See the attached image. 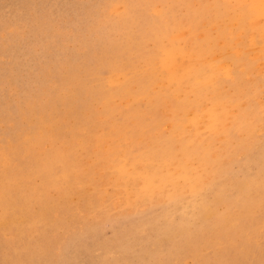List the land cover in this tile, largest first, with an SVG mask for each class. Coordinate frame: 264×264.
Returning a JSON list of instances; mask_svg holds the SVG:
<instances>
[{"label": "rangeland", "instance_id": "1", "mask_svg": "<svg viewBox=\"0 0 264 264\" xmlns=\"http://www.w3.org/2000/svg\"><path fill=\"white\" fill-rule=\"evenodd\" d=\"M207 263L264 264V0H0V264Z\"/></svg>", "mask_w": 264, "mask_h": 264}, {"label": "bare ground", "instance_id": "2", "mask_svg": "<svg viewBox=\"0 0 264 264\" xmlns=\"http://www.w3.org/2000/svg\"><path fill=\"white\" fill-rule=\"evenodd\" d=\"M152 36H153V35H152ZM143 38H145V37H143ZM147 40H148V39H147ZM102 42H103V41H102ZM82 46H83V45H82ZM86 46H87V45H86ZM97 47H98V46H97ZM133 48H134V47H133ZM167 49H168V48H167ZM169 49H170V48H169ZM83 51H84V50H83ZM172 52H173V51H172ZM164 53H165V52H164ZM99 54H100V53H99ZM82 55H83V54H82ZM140 55H141V54H140ZM141 56H142V55H141ZM166 56H167V55H166ZM158 57H159V56H158ZM164 57H165V54H164ZM164 57H163V58H164ZM149 59H150V58H149ZM151 59H152V58H151ZM164 59H165V58H164ZM173 59H174V58H172V60H173ZM102 60H103V59H102ZM88 61H89V60H88ZM165 61H166V60H165ZM89 62H90V61H89ZM171 62H172V61H171ZM176 62H177V61H176ZM176 62H175V63H176ZM105 63H106V61H105ZM92 64H93V63H92ZM150 64H152V63H150ZM167 64H168V63H167ZM172 64H173V63H170V65H172ZM89 65H90V63H89ZM97 65H98V64H97ZM152 65H153V64H152ZM163 65H164V64H163ZM75 66H76V65H75ZM107 66H108V64H107ZM124 66H125V65H124ZM157 66H158V65H157ZM57 67H58V65H57ZM96 67H97V66H96ZM126 68H127V67H126ZM94 69H95V68H94ZM149 69H150V68H149ZM56 70H57V69H56ZM59 70H60V69H59ZM65 70H67V69H65ZM95 70H96V69H95ZM99 70H100V69H99ZM121 70H122V69H121ZM153 70H154V69H153ZM76 71H77V70H76ZM92 71H93V70H92ZM106 71H107V70H106ZM122 71H123V70H122ZM150 71H151V70H150ZM158 71H159V69H158ZM67 72H68V71H67ZM89 72H90V71H89ZM93 72H95V71H93ZM100 72H101V71H100ZM160 72H161V71H160ZM68 73H69V72H68ZM90 73H91V72H90ZM96 73H97V72H96ZM120 73H121V72H120ZM63 74H64V73H63ZM71 75H72V74H71ZM89 75H90V74H89ZM126 75H127V74H126ZM151 75H152V74H151ZM73 76H74V75H73ZM96 76H97V75H96ZM113 76H114V75H113ZM124 76H125V75H124ZM129 76H130V75H129ZM154 76H155V74H154ZM158 76H159V75H158ZM114 77H115V76H114ZM114 77H113V78H114ZM151 77H152V76H151ZM68 78H69V77H68ZM73 78H74V77H73ZM73 78H72V79H73ZM111 78H112V77H111ZM120 78H121V77H120ZM60 79H62V78H60ZM60 79H59V80H60ZM84 79H85V78H84ZM84 79H83V80H84ZM88 79H89V78H88ZM91 79H92V78H91ZM149 79H150V78H149ZM152 79H153V78H152ZM62 80H63V79H62ZM68 80H69V79H68ZM89 80H90V79H89ZM107 80H108V79H107ZM115 80H116V79H115ZM129 80H130V79H129ZM133 80H135V79H133ZM42 81H43V80H42ZM60 81H61V80H60ZM63 81H64V80H63ZM150 81H151V80H150ZM65 82H66V80H65ZM70 82H71V81H70ZM83 82H84V81H83ZM99 82H100V80H99ZM121 82H122V80H121ZM129 82H130V81H129ZM129 82H128V83H129ZM81 83H82V82H81ZM84 83H85V82H84ZM91 83H92V82H91ZM97 83H98V82H97ZM100 83H101V82H100ZM108 83H109V82H108ZM44 84H45V83H44ZM75 84H77V83H75ZM93 84H94V83H93ZM93 84H92V85H93ZM109 84H110V83H109ZM121 84H122V83H121ZM130 84H131V83H130ZM60 85H61V84H60ZM63 85H64V84H63ZM65 85H66V84H65ZM65 85H64V86H65ZM68 85H69V84H68ZM73 85H74V84H73ZM79 85H80V82H79ZM86 85H87V84H86ZM86 85H85V86H86ZM92 85H90V86H92ZM42 86H43V85H42ZM85 86H83V87H85ZM96 86H97V85H96ZM108 86H109V85H108ZM123 86H124V85H123ZM80 87H81V86H80ZM103 87H104V85H103ZM109 87H110V86H109ZM115 87H116V86H115ZM117 87H118V86H117ZM145 87H146V86H145ZM145 87H142V88L140 89V91H138V92H140V93H137L138 95L136 94V97H137V96H142V95H143L144 90H146ZM57 88H59V87H57ZM73 88H74V87H73ZM77 88H78V87H77ZM95 88H96V87H95ZM95 88H94V89H95ZM99 88H100V87H99ZM123 88H124V87H123ZM75 89H76V88H75ZM79 89H80V88H79ZM83 89H84V88H83ZM85 89H86V88H85ZM85 89H84V90H85ZM89 89H90V88H89ZM97 89H98V88H97ZM108 89H109V88H108ZM138 89H139V88H138ZM72 90H73V89H72ZM92 90H93V88H92ZM99 90H100V89H99ZM99 90H98V91H99ZM106 90H107V89H106ZM39 91H40V90H39ZM67 91H68V90H67ZM87 91H88V90H87ZM95 91H96V89H95ZM123 91L125 92V89H124ZM130 91H131V90H130ZM132 91H133V90H132ZM78 92H79V91H78ZM83 92H84V91H83ZM89 92H90V91H89ZM96 92H97V91H96ZM102 92H103V91H102ZM168 92H169V91H168ZM98 93H99V92H98ZM104 93H105V92H104ZM122 93H123V92H122ZM128 93H130V92H128ZM148 93H149V92H148ZM163 93H164V92H163ZM169 93H170V92H169ZM88 94H89V93H88ZM90 94H91V93H90ZM123 94H124V93H123ZM156 94H157V93H156ZM164 94H165V93H164ZM164 94H163V95H164ZM171 94H172V93H171ZM35 95H36V94H35ZM104 95H105V94H104ZM157 95H158V94H157ZM157 95H156V98L158 97ZM165 95H166V94H165ZM69 96H70V93H69ZM71 96H72V95H71ZM71 96H70V97H71ZM79 96H80V95H79ZM86 96H87V95H86ZM93 96H95V95H93ZM99 96H100V95H99ZM105 96H106V95H105ZM122 96H123V95H122ZM125 96H127V95H125ZM160 96H161V95H160ZM170 96H171V95H170ZM77 97H78V95H77ZM77 97H76V98H77ZM127 97H129V96H127ZM51 98H52V97H51ZM98 98H99V97H98ZM164 98H165V97H164ZM78 99H79V98H78ZM78 99H77V100H78ZM144 99H145V98H144ZM160 99H161V98H160ZM160 99H159V100H160ZM166 99H167V98H166ZM168 99H169V100H172V99H170V98H168ZM173 99H175V98H173ZM48 100H49V99H48ZM73 100H74V98H73ZM88 100H89V99H88ZM106 100H107V98H106ZM106 100H105V101H106ZM133 101H134V102L137 101L135 97H133ZM156 101H157V100H156ZM172 101H173V100H172ZM75 102H76V101H75ZM80 102H81V100H80ZM80 102H79V103H80ZM95 102H96V101H95ZM158 102H159V101H158ZM176 102H178V101H176ZM63 103H64V102H63ZM81 103H82V102H81ZM83 103H85L84 100H83ZM110 103H111V102H110ZM132 103H133V102H132ZM132 103H131V104H132ZM144 103H145V102H144ZM146 103H148V102H146ZM156 103H157V102H156ZM172 103H173V102H172ZM179 103H180V102H179ZM51 104H52V103H51ZM73 104H74V103H73ZM77 104H78V102L76 103V105H77ZM96 104H97V103H96ZM136 104H137V103H136ZM136 104H135V105H136ZM175 104H176V103H174V105H175ZM177 104H178V103H177ZM91 105H93V104H91ZM107 105H108V104H107ZM74 106H75V105H74ZM181 106H182V105H181ZM70 107H71V106H70ZM75 107H76V106H75ZM87 107H88V106H87ZM97 107H98V106H97ZM107 107H109V106H107ZM132 107H133V106H132ZM178 107H179V106H178ZM51 108H52V107H51ZM76 108H78V107H76ZM88 108H89V107H88ZM139 108H140V107H139ZM159 108H160V107H159ZM173 108H174V107H173ZM78 109H79V108H78ZM95 109H96V108H95ZM106 109H107V108H106ZM108 109H109V108H108ZM127 109H128V108H127ZM134 109H135V108H134ZM176 109H177V108H176ZM51 110H52V109H51ZM129 110H130V109H129ZM131 110H133V109H131ZM107 111H108V110H107ZM123 111H124V110H123ZM123 111H122V112H123ZM125 111H127V110H125ZM168 111H169V110H168ZM57 112H58V111H57ZM75 112H76V111H75ZM120 112H121V111H120ZM129 112H130V111H129ZM145 112H146V111H145ZM158 112H159V109H158ZM55 113H56V112H55ZM68 113H70V112H68ZM68 113H67V114H68ZM77 113H78V112H77ZM91 113H92V112H91ZM148 113H149V112H148ZM67 114H66V116H67ZM81 114H82V113H81ZM83 114H84V113H83ZM104 114H105V111H104ZM117 114H118V113H117ZM132 114H133V113H132ZM135 114H136V113H135ZM149 114H150V113H149ZM56 115H57V114H56ZM68 115H70V114H68ZM91 115H94V114H91ZM100 115H102V114H100ZM100 115H99V116H100ZM105 115H107V114H105ZM113 115H114V114H113ZM115 115H116V114H115ZM152 115H153V114H152ZM173 115H174V114H173ZM82 116H83V115H82ZM88 116H89V115H88ZM168 116H169V115H168ZM174 116H176V115H174ZM48 117H49V116H48ZM74 117H75V113H74ZM79 117H80V116H79ZM111 117H112V116H111ZM185 117H186V116H185ZM64 118H65V117H64ZM64 118H63V119H64ZM67 118H69V117H67ZM102 118H103V117H102ZM107 118H108V117H107ZM143 118H144V117H143ZM143 118H142V119H143ZM158 118H159V117H158ZM161 118H162V117H161ZM72 119H73V118H72ZM74 119H75V118H74ZM79 119H80V118H79ZM117 119H118V117H117ZM121 119H122V118H121ZM131 119H132V118H131ZM153 119H154V118H153ZM159 119H160V118H159ZM176 119H177V118H176ZM119 120H120V119H119ZM123 120H124V119H123ZM125 120H126V119H125ZM75 121H76V120H75ZM90 121H91V120H90ZM101 121H102V120H101ZM132 121H133V120H132ZM145 121H146V120H145ZM80 122H81V120H80ZM107 122H109V121H107ZM113 122H114V121H113ZM118 122H119V121H118ZM135 122H136V120H135ZM139 122H140V125L142 126V128H147L148 125H149L148 123L145 124L142 120H140ZM83 123H84V122H83ZM86 123H87V122H86ZM175 123H176V122H175ZM181 123H182V122H181ZM184 123H185V122H184ZM91 124H93V123H91ZM111 124H112V123H111ZM111 124H110V125H111ZM117 124H118V123H117ZM192 124H194V123H192ZM82 125H83V124H82ZM94 125H95V124H94ZM105 125H106V124H105ZM112 125H113V124H112ZM131 125H132V124H131ZM153 125H154V124H153ZM169 125H170V124H169ZM83 126H85V125H83ZM90 126H91V125H90ZM90 126H89V127H90ZM117 126H118V125H117ZM133 126H134V125H133ZM149 126H151V124H150ZM187 126H188V125H187ZM187 126H186V127H187ZM191 126H192V125H191ZM89 127H88V128H89ZM82 128H83V127H82ZM88 128H87V129H88ZM93 128H94V127H93ZM113 128H114V127H113ZM139 128H140V127H139ZM139 128H138V129H139ZM155 128H156V126H155ZM169 128H170V127H169ZM175 128H176V127H175ZM178 128H179V127H178ZM192 128H193V126H192ZM147 129H148V131H149V128H147ZM153 129H154V128H153ZM172 129H173V128H172ZM184 129H185V128H184ZM174 130H175V129H174ZM177 130H178V129H177ZM79 131H80V130H79ZM88 131H89V130H87V132H88ZM164 131H165V130H164ZM166 131H167V130H166ZM81 132H82V131H81ZM83 132L86 133L85 131H83ZM140 132H141V131H140ZM168 132H169V131H168ZM227 132H228V131H227ZM92 133H93V132H92ZM92 133L90 132V134H92ZM176 133H177V132H176ZM176 133H175V135H176ZM178 133H179V132H178ZM94 134H95V133H94ZM121 134H122V133H121ZM135 134H136V133H135ZM150 134H151V133H150ZM158 134H159V133H158ZM228 134H229V133H228ZM70 135H71V134H70ZM78 135H79V134H78ZM116 135H117V134H116ZM119 135H120V134H119ZM119 135H118V136H119ZM140 135H141V134H140ZM156 135H157V134H156ZM163 135H164V133H163ZM191 135H192V134H191ZM197 135H198V134H197ZM85 136H86V135H85ZM121 136H122V135H120V137H121ZM127 136H128V135H127ZM149 136H150V135H149ZM149 136L146 135V137H149ZM166 136H167V134H166ZM232 136H233V135H232ZM86 137H87V136H86ZM101 137H102V136H101ZM136 137H138V136H136ZM142 138H143V137H142ZM152 138H153V137H152ZM162 138H163V137H162ZM167 138H168V137H167ZM180 138H181V137H179V139H180ZM190 138H191V136H190ZM89 139H90V138H89ZM92 139H94V138L92 137ZM113 139H114V138H113ZM115 139H116V137H115ZM158 139H159V138H158ZM169 139H170V138H169ZM177 139H178V137H177ZM82 140H83V139H82ZM110 140H111V139H110ZM125 140H126V139H125ZM142 140H145V139H142ZM142 140H141V141H142ZM163 140H164V139H163ZM172 140H173V139H172ZM112 141H113V140H112ZM119 141H120V139H119ZM159 141H162V140H159ZM173 141H174V140H173ZM80 142H81V141H80ZM80 142H79V143H80ZM104 142H105V141H104ZM113 142H114V141H113ZM122 142L124 143V141H122ZM147 142H148V141H147ZM156 142H157V141H156ZM167 142H168V141H167ZM167 142H166V143H167ZM238 142H239V141H238ZM143 143H144V142H143ZM145 143H146V142H145ZM157 143H159V142H157ZM157 143H154V144L158 145ZM160 143H161V142H160ZM164 143H165V141H164ZM173 143H174V142H173ZM241 143H242V142H241ZM103 144H104V143H103ZM148 144H149V143H148ZM76 145H77V144H76ZM79 145H80V144H79ZM79 145H78V146H79ZM91 145H92V144H91ZM105 145H106V144H105ZM137 145H138V144H137ZM151 145H152V144H151ZM151 145H150V146H151ZM165 145H166V144H165ZM194 145H195V144H194ZM83 146H84V145H83ZM123 146H124V145H123ZM167 146H168V144H167ZM170 146H171V145H170ZM195 146H196V145H195ZM195 146H194V147H195ZM86 147L88 148V146H86ZM92 147H93V146H92ZM236 147L239 148L238 146H236ZM98 148H99V147H98ZM102 148H103V146H102ZM148 148H150V147H148ZM160 148H161V147H160ZM160 148H159V150H160ZM163 148H164V145H163ZM237 148H236V149H237ZM103 149H105V148H103ZM167 149H168V148H167ZM170 149H171V148H170ZM90 150H91V148H90ZM106 150H107V149H106ZM119 150H120V149H119ZM127 151H128V150H127ZM127 151H126V152H127ZM239 151H240V150H239ZM1 152H2V151H1ZM98 152H99V151H98ZM117 152H118V151H117ZM130 152H131V151H130ZM3 154H4V153H3ZM144 154H145V153H144ZM107 155H108V154H107ZM129 155H130V154H129ZM156 155H157V154H156ZM63 156H64V155H63ZM102 156H104V155H102ZM112 156H113V155H112ZM114 156H115V155H114ZM127 156H128V155H127ZM134 156H135V155H134ZM143 156H144V155H143ZM2 157H3V155H2ZM107 157H108V156H107ZM132 157H133V156H132ZM206 157H207V156H206ZM107 159H108V158H107ZM1 160H2V159H1ZM69 160H70V159H69ZM73 160H74V159H73ZM99 160H102V159H99ZM133 160H134V159H133ZM2 161H3V160H2ZM109 161H110V160H109ZM114 161H115V159H114ZM120 161H121V160H120ZM125 161L127 162V160H125ZM181 161H182V160H181ZM74 162H75V161H74ZM99 162H100V161H98V163H99ZM102 162H103V161H102ZM104 162H105V161H104ZM135 162H136V161H135ZM210 162H211V161H210ZM5 163H6V162H5ZM71 163H72V162H71ZM76 163H77V162H76ZM100 163H101V162H100ZM100 163H99V164H100ZM149 163H150V162H149ZM181 163H182V162H181ZM3 164H4V163H3ZM95 164H96V162H95ZM101 164H102V163H101ZM110 164H111V163H110ZM113 164H114V163H113ZM120 164H121V163H120ZM129 164H130V163H129ZM73 165H74V164H73ZM97 165H98V164H97ZM102 165H103V164H102ZM102 165H101V166H102ZM106 165H107V164H106ZM151 165H152V164H151ZM3 166H4V165H3ZM28 166H29V165H28ZM111 166H112V165H111ZM126 166H127V165H126ZM98 167H99V166H98ZM71 168H73V167H71ZM128 168H130V167H128ZM149 168H150V167H149ZM112 169H113V168H112ZM147 169H148V168H147ZM73 170H74V169H73ZM124 170H126V169H124ZM124 170H122V168H121L120 171H124ZM99 171H100V170H99ZM113 171H114V170H113ZM56 172H58V170H57ZM132 172H133V170H132ZM165 172H166V171H165ZM75 173H77V172H75ZM75 173L73 172V174H75ZM102 173H103V172H102ZM125 173H126V172H125ZM56 174H57V173H56ZM56 174H55V175H56ZM63 174H64V173H63ZM112 174H113V173H112ZM213 174H214V173H213ZM61 175H62V174H61ZM61 175H60V176H61ZM103 175H105V174H103ZM103 175H102V176H103ZM122 175H124V174H122ZM127 175H128V173H127ZM245 175H246V174H245ZM43 176L45 177V175H43ZM46 176H47V175H46ZM75 176H76V175H75ZM75 176H74V177H75ZM116 176H118V175H116ZM180 176H181V175H180ZM246 176H247V175H246ZM49 177H50V176H49ZM52 177H53V176H52ZM122 177H124V176H122ZM182 177H183V176H182ZM189 177H190V176H189ZM248 177H249V176H248ZM21 178H23V177H21ZM124 178H125V177H124ZM244 178H245V177H244ZM59 179H60V178H59ZM77 179H78V178H77ZM233 179H234V178H233ZM236 179H237V178H236ZM136 180H137V178H136ZM140 180H141V179H140ZM143 180H144V178H143ZM183 180H185V179L183 178ZM251 180H252V179H251ZM251 180H250V181H251ZM146 181H147V180H146ZM186 181H187V180H186ZM220 181H221V180H220ZM122 182H123V181H122ZM129 182H130V181H129ZM247 182H248V181H247ZM247 182H246V183H247ZM55 183H56V182H55ZM131 183H132V182H131ZM233 183H234V182H233ZM242 183H244L243 180H242ZM251 183H254V182H251ZM57 184H58V183H57ZM61 184H62V182H61ZM247 184H248V183H247ZM124 185H125V184H124ZM244 185H245V184H244ZM58 186H59V185H58ZM65 186H66V184H65ZM67 186H69V185H67ZM133 186H134V185H133ZM191 186H192V185H191ZM232 186H233V185H232ZM232 186H231V187H232ZM37 187H38V186H37ZM153 187H154V185H153ZM226 187H227V186H226ZM16 188H17V187H16ZM59 188H61V187H59ZM234 188H235V187H234ZM237 188H238V187H237ZM242 188H243V187H242ZM68 189H69V188H68ZM143 189H144V188H143ZM151 189H152V188H151ZM232 190H233V188H232ZM247 190H248V189H247ZM247 190H246V191H247ZM138 191H140V190H138ZM62 192H63V191H62ZM66 192H67V191H66ZM231 192H232V191H231ZM140 193H141V192H140ZM140 193H139V194H140ZM151 193H152V192H151ZM143 194H144V193H143ZM143 194H142V195H143ZM148 194H149V193H148ZM148 194H147V195H148ZM147 195H145V197H146ZM226 195H227V194H226ZM224 197H225V196H224ZM229 197H230V196H229ZM218 198H219V197H218ZM225 198H226V197H225ZM224 201H225V200H224ZM229 201H230V200H229ZM225 203H226V201H225ZM240 203H241V202H240ZM240 206H243V205H240ZM208 212H209V211H208ZM200 213H201V212H200ZM205 213H206V212H205ZM205 213H204V214H205ZM206 214H207V213H206ZM206 214H205V215H206ZM164 216H165V215H164ZM242 217H243V216H242ZM28 218H29V217H28ZM30 218H31V217H30ZM205 219H206V218H205ZM26 220H27V219H26ZM202 220H203V219H202ZM236 220H237V219H236ZM18 221H19V220H18ZM18 221H17V222H18ZM31 221H33V220H31ZM203 221H204V220H203ZM23 223H25V221H24ZM32 223H35V222H32ZM170 223H171V222H170ZM173 223H174V222H173ZM177 223H178V222H177ZM203 223L205 224V222H203ZM21 225H22V224H21ZM179 225H180V223H179ZM206 225H207V224H206ZM22 226H23V225H22ZM25 226H26V225H25ZM165 226H166V225H165ZM174 226H175V225H174ZM172 227H173V226H172ZM172 227H171V228H172ZM165 228H166V227H165ZM177 228H178V226H177ZM206 228H208V227H206ZM33 229H34V227H33ZM180 229H181V228H180ZM25 230H26V229H25ZM167 230H168V229H167ZM181 230H182V229H181ZM168 231H169V230H168ZM172 231H173V230H172ZM174 231H175V230H174ZM24 232H25V231H24ZM175 232H177V231H175ZM184 232H186V231H184ZM178 233H179V232H178ZM174 234H175V233H174ZM174 234L172 233V235H174ZM188 235H189V234H187V236H188ZM178 236H179V235H178ZM182 236H183V235H182ZM223 236H224V235H223ZM166 237H167V236H166ZM192 237H193V236H192ZM169 238H170V237H169ZM167 239H168V237H167ZM179 239H180V238H179ZM163 240H164V239H163ZM184 240H185V239H184ZM157 241H158V240H157ZM175 241H176V240H175ZM191 241H192V240H191ZM177 242H178V241H177ZM187 242H188V241H187ZM192 242H193V241H192ZM192 242H191V243H192ZM181 243H182V242H181ZM193 243H194V242H193ZM176 244H177V243H176ZM186 244H188V243H186ZM189 244H190V243H189ZM194 244H196V243H194ZM228 244H229V243H228ZM215 245H216V244H215ZM171 246H172V245H171ZM180 246H181V245H180ZM190 246H191V245H190ZM190 246H189L188 248H190ZM194 246H195V245H194ZM196 246H197V245H196ZM196 246H195V247H196ZM223 246H224V245H223ZM169 248H170V247H169ZM173 248H174V247H173ZM180 248H181V247H180ZM184 249H185V248H184ZM193 249H195V248H193ZM223 249H224V247H223ZM169 251H170V250H169ZM181 251H182V250H181ZM176 252H177V251H176ZM198 252H199V251H198ZM168 254H169V253H168ZM198 256H199V255H198ZM196 258H197V257H196ZM202 258H203V257H202ZM199 261H200V260H199ZM206 262H207V261H206ZM207 264H208V263H207Z\"/></svg>", "mask_w": 264, "mask_h": 264}]
</instances>
